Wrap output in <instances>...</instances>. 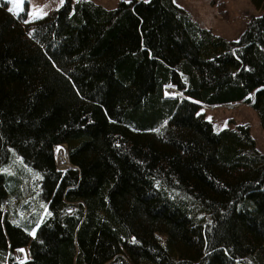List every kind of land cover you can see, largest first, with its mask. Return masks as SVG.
<instances>
[{"label": "trees", "instance_id": "1", "mask_svg": "<svg viewBox=\"0 0 264 264\" xmlns=\"http://www.w3.org/2000/svg\"><path fill=\"white\" fill-rule=\"evenodd\" d=\"M249 1L259 14L227 40L173 0H64L31 21L0 0V264H264V153L201 111L248 105L264 130V0ZM10 149L34 197L4 172ZM40 201L36 228L22 213Z\"/></svg>", "mask_w": 264, "mask_h": 264}, {"label": "rangeland", "instance_id": "2", "mask_svg": "<svg viewBox=\"0 0 264 264\" xmlns=\"http://www.w3.org/2000/svg\"><path fill=\"white\" fill-rule=\"evenodd\" d=\"M6 1H8L9 7L13 8L14 13L26 11L28 21L50 14L54 10L58 9L64 2V0H24V2L21 4L12 3L9 2V0ZM75 1L77 0H71L72 3ZM91 1L101 5L106 9H114L121 1L126 2L129 0ZM173 1L177 5L186 9L200 26L210 29L213 33L227 40H236L243 31L249 17L259 14V12L254 9L249 0ZM42 13H46V15H43ZM165 94L174 96L176 93L174 90L165 89ZM201 111L205 118L212 123L213 128L216 131L223 127H233L237 124H247L250 128V133L255 141L257 149L264 153V130L259 124L255 111L250 106L244 104H235L215 108L202 107ZM58 146H61L65 150L67 158L66 146ZM55 152L56 151H54V153ZM67 163L66 166H64L58 162L55 156L56 168L65 170L70 166L69 163ZM3 169L4 172L12 174H14L15 171L21 174L23 172L25 178L23 179V188L27 189V194L25 197L28 198L30 195L34 197L39 188L37 183V180H39V174L32 168L25 165L21 157L13 149H10L9 163L5 165ZM47 213V205L40 201L38 204L32 203V205L27 206L25 211L22 213V217H26L29 221H33L37 228ZM16 214L18 213L16 212ZM35 229L31 233H35ZM26 256L27 249L20 248L15 252V257L18 261L25 260Z\"/></svg>", "mask_w": 264, "mask_h": 264}, {"label": "bare ground", "instance_id": "3", "mask_svg": "<svg viewBox=\"0 0 264 264\" xmlns=\"http://www.w3.org/2000/svg\"><path fill=\"white\" fill-rule=\"evenodd\" d=\"M166 89H170V88H166ZM170 90H172V89H170ZM171 92H173V91H171ZM176 94H177V92H176ZM166 95H168V94H166ZM64 147V146H63ZM63 148L61 147V146H56L55 147V149H54V151H56L55 152V156H56V158H57V160H58V162H60L61 164H63L64 166H66V163H67V159L68 158H66V153H65V150L63 149ZM58 152V153H57ZM68 164V163H67ZM70 165V164H69ZM70 167V166H69Z\"/></svg>", "mask_w": 264, "mask_h": 264}, {"label": "snow or ice", "instance_id": "4", "mask_svg": "<svg viewBox=\"0 0 264 264\" xmlns=\"http://www.w3.org/2000/svg\"><path fill=\"white\" fill-rule=\"evenodd\" d=\"M9 2H12V3H23L24 2V0H9ZM8 11H9V13H13V8H11V7H9L8 8ZM13 14H15V13H13ZM43 15H46V13H42ZM38 18V17H37ZM25 22H27V21H25ZM32 235H35V233L33 232V233H31ZM21 251H23V250H21Z\"/></svg>", "mask_w": 264, "mask_h": 264}, {"label": "water", "instance_id": "5", "mask_svg": "<svg viewBox=\"0 0 264 264\" xmlns=\"http://www.w3.org/2000/svg\"><path fill=\"white\" fill-rule=\"evenodd\" d=\"M67 150V149H66ZM67 158H68V155H67ZM69 162V161H68ZM71 166V165H70ZM58 170H60V169H58Z\"/></svg>", "mask_w": 264, "mask_h": 264}]
</instances>
